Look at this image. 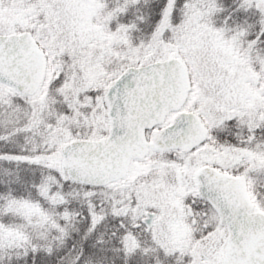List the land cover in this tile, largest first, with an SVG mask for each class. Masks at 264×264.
<instances>
[{
    "label": "snow or ice",
    "instance_id": "snow-or-ice-1",
    "mask_svg": "<svg viewBox=\"0 0 264 264\" xmlns=\"http://www.w3.org/2000/svg\"><path fill=\"white\" fill-rule=\"evenodd\" d=\"M0 264H264V0H0Z\"/></svg>",
    "mask_w": 264,
    "mask_h": 264
}]
</instances>
